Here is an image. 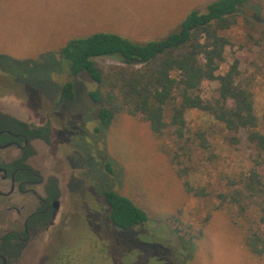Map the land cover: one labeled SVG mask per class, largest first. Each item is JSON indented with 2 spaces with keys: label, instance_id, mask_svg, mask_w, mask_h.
<instances>
[{
  "label": "rangeland",
  "instance_id": "obj_1",
  "mask_svg": "<svg viewBox=\"0 0 264 264\" xmlns=\"http://www.w3.org/2000/svg\"><path fill=\"white\" fill-rule=\"evenodd\" d=\"M213 1L0 0V104H9L19 118L40 124L68 83L74 93L63 103L60 116L51 115L56 133L63 131V140L54 138L50 155L52 170L62 177V211L57 225L27 251L25 259L36 264H264V257L249 253L233 225L236 208L224 204L213 211L220 204L219 194L234 189L227 177L255 166L257 152L245 134L236 145L224 143L221 134L214 136L217 157L192 147L190 157L181 156L184 165L179 168L195 170L180 177L149 124L126 116L108 129L100 127V105L91 98L98 84L87 73L73 77L63 55L72 40L101 32L139 43L164 39L190 13L206 12ZM259 5L253 2L244 12L261 20L262 31L264 9ZM240 20L236 28L224 32L232 46L219 74L240 61L242 83L253 92L264 130V50L248 40ZM112 57L95 58L96 65L108 70L119 64ZM217 87L218 82L210 83L203 96L210 99ZM188 119L193 129L214 127L222 133V126L200 112H190ZM171 145L183 153L180 145ZM259 170L264 173V168ZM185 182L193 193H187ZM108 190L130 198L147 212L148 221L130 229L117 227L104 200ZM174 215L183 225L167 223ZM257 217L253 207L247 222Z\"/></svg>",
  "mask_w": 264,
  "mask_h": 264
},
{
  "label": "trees",
  "instance_id": "obj_2",
  "mask_svg": "<svg viewBox=\"0 0 264 264\" xmlns=\"http://www.w3.org/2000/svg\"><path fill=\"white\" fill-rule=\"evenodd\" d=\"M256 1L264 9V0H215L206 12L190 13L176 32L147 43L113 33H95L69 42L63 55L73 77L87 73L98 84L99 89L91 93V98L100 105V127L108 129L126 116L149 124L162 152L171 158L180 177L190 169L195 170L193 166L179 168L184 165L181 156L190 157L192 147L217 157L213 154L215 143L211 142L214 136L221 134L224 143L236 145L241 142L242 133L245 134L257 152L255 166L245 174L227 177L228 186L234 189L219 194L220 204L213 211L223 209L224 204L233 205L237 215L232 222L245 247L251 255L264 257V173L259 170L264 168V130L255 112L253 92L242 83L240 61L236 59L225 74H219L227 62V49L232 46L224 32L236 28L241 17L248 40L264 50V27L260 31L258 25L261 20L244 12ZM111 56L119 64L108 70L96 65L95 58ZM213 82H218L216 92L206 99L203 94ZM73 98V84L68 83L62 89L61 102ZM192 111L222 126L223 134L214 127L191 128L188 114ZM171 143L180 145L183 153ZM108 169L112 171L110 164ZM184 186L188 194L193 193L188 182ZM202 193L195 192V196ZM104 200L119 228L130 229L149 219L144 209L116 191H105ZM253 207L258 210V217L247 222ZM166 221L174 224L180 221L183 225L178 215Z\"/></svg>",
  "mask_w": 264,
  "mask_h": 264
},
{
  "label": "flooded vegetation",
  "instance_id": "obj_3",
  "mask_svg": "<svg viewBox=\"0 0 264 264\" xmlns=\"http://www.w3.org/2000/svg\"><path fill=\"white\" fill-rule=\"evenodd\" d=\"M58 100L43 120L39 116L40 124L0 104V264H36L25 255L57 225L62 211V177L52 170L50 156L56 135L63 140L51 119L60 116Z\"/></svg>",
  "mask_w": 264,
  "mask_h": 264
}]
</instances>
